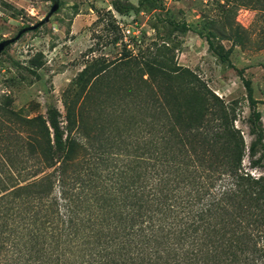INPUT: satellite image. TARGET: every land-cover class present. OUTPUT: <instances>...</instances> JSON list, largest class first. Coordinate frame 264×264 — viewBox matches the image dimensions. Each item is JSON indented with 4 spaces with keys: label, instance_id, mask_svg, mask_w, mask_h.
<instances>
[{
    "label": "trees",
    "instance_id": "16d2710c",
    "mask_svg": "<svg viewBox=\"0 0 264 264\" xmlns=\"http://www.w3.org/2000/svg\"><path fill=\"white\" fill-rule=\"evenodd\" d=\"M111 7L153 14L162 43L155 55H132L114 38L122 54L95 58L73 78L64 121L55 107L32 118L6 112L20 127L15 138L27 137L26 148L20 138L6 148L0 168V264H264V174L243 166L247 155L264 173L250 80L237 72L250 110L247 149L235 103L173 62L170 38L188 24L164 18L161 0ZM230 30L200 35L227 65L249 42L241 26ZM120 68L124 87L135 80L134 101L103 99L104 80Z\"/></svg>",
    "mask_w": 264,
    "mask_h": 264
},
{
    "label": "rangeland",
    "instance_id": "374dc122",
    "mask_svg": "<svg viewBox=\"0 0 264 264\" xmlns=\"http://www.w3.org/2000/svg\"><path fill=\"white\" fill-rule=\"evenodd\" d=\"M113 1L59 0L57 12L47 23L23 34L1 53L0 168L5 167L6 148H15V139L20 138L18 147L26 148V134L20 133L15 138L20 127L10 121L11 114L6 112L14 111L22 117L32 118L46 116L47 110L55 107L64 121L63 96L71 81L86 65L93 64L95 58L107 62L117 60L124 45L121 42L112 45L111 41L116 37L122 39L125 50L132 55L138 51L156 54L154 44L162 43L165 30L157 28L153 14L119 15L111 7ZM125 1L138 4V0ZM161 1L164 18L185 21L190 27V31L176 33L170 38L173 62L190 69L226 103H235L237 121L234 126L241 131L248 149L252 140L247 124L250 110L237 72L243 71L251 82L264 130V0ZM51 6L52 0H0V42L43 20ZM236 25L245 30L249 42L244 48L236 46L232 49L229 65L220 63L200 35L221 32L229 37L232 36L230 29ZM221 43L227 49L231 47L228 40ZM120 72L126 71L120 68L104 80L103 99L113 103L120 98L134 101L135 80L129 79L130 83L124 87ZM81 136L78 138L84 141ZM243 166L255 176L264 174L250 167L247 155Z\"/></svg>",
    "mask_w": 264,
    "mask_h": 264
},
{
    "label": "water",
    "instance_id": "95a60500",
    "mask_svg": "<svg viewBox=\"0 0 264 264\" xmlns=\"http://www.w3.org/2000/svg\"><path fill=\"white\" fill-rule=\"evenodd\" d=\"M58 8H59V0H52V6L50 8V11L47 13V15L44 17L43 20H41L40 22H38L35 25L22 28L15 35V37L10 38V39H6V40H3L2 42H0V55L8 46L14 44L17 40H19L23 34L29 32V31H34V30L40 28L41 26H43L45 23H47L49 21L50 17L55 12H57Z\"/></svg>",
    "mask_w": 264,
    "mask_h": 264
}]
</instances>
